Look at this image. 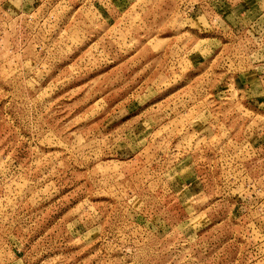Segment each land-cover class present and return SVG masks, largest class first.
I'll return each mask as SVG.
<instances>
[{
	"label": "rangeland",
	"instance_id": "rangeland-1",
	"mask_svg": "<svg viewBox=\"0 0 264 264\" xmlns=\"http://www.w3.org/2000/svg\"><path fill=\"white\" fill-rule=\"evenodd\" d=\"M0 264H264V0H0Z\"/></svg>",
	"mask_w": 264,
	"mask_h": 264
}]
</instances>
